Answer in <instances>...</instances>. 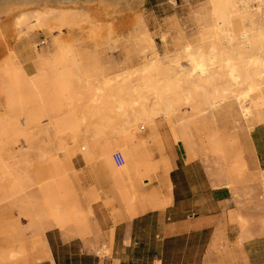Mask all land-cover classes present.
Returning <instances> with one entry per match:
<instances>
[{
    "label": "bare ground",
    "instance_id": "obj_1",
    "mask_svg": "<svg viewBox=\"0 0 264 264\" xmlns=\"http://www.w3.org/2000/svg\"><path fill=\"white\" fill-rule=\"evenodd\" d=\"M142 2L0 0V27L15 15L13 23L17 29L26 26L28 30L57 33L52 40L57 55L50 62L46 58L36 67H25L11 50L0 61L1 177L11 176L10 164L14 159L13 153L5 152L4 138H13L19 131L25 133L30 123L52 115L56 118V134L63 137L58 148L62 155L54 160L53 167L70 163L72 158H81L86 164L99 160L108 169L114 187L123 183L135 185L133 195L119 191L124 218L129 222L148 210L163 211L171 203V165L162 146L157 119L170 125L184 164L195 157L188 124L191 120L206 113L215 119L221 112L230 114L234 109L248 129L264 123V0H206L205 13H198L192 37L186 39L180 34L182 39L177 38L175 53L169 57L160 58L152 52L146 55L145 49L153 50L152 42L145 33L137 32V37L141 35L147 43L140 51L142 62L103 78L93 88L88 86L89 105L73 106L76 97L68 79L81 69L72 47H66L63 30L73 32L79 21L93 17L98 22L99 15L109 18L130 12L137 18ZM89 37L96 40L99 35L92 31ZM61 100L67 103L63 105ZM186 107L188 113L182 109ZM113 121L119 122L120 140L101 144L99 139ZM228 143L233 147V141ZM209 149L214 154L223 151L213 135ZM214 164L218 170L211 172L212 186L220 187L222 168L215 161ZM227 174L224 178L228 181ZM227 181L224 188L231 189L232 184ZM149 184L153 186L148 187ZM38 186L44 212L51 219L47 228L57 227L65 239L82 236L93 213L96 192L91 188L85 191L90 201L85 211L79 212L76 204L69 211L66 201L59 198L56 183L48 180ZM237 210L230 208L228 219L240 227L239 241L248 240L252 235L245 232L246 221ZM68 220L83 227H77L70 236L66 231ZM25 256L31 257L29 264H54L45 237L28 249L17 239L0 240V264H18Z\"/></svg>",
    "mask_w": 264,
    "mask_h": 264
},
{
    "label": "rangeland",
    "instance_id": "obj_2",
    "mask_svg": "<svg viewBox=\"0 0 264 264\" xmlns=\"http://www.w3.org/2000/svg\"><path fill=\"white\" fill-rule=\"evenodd\" d=\"M142 3L137 18L130 12L109 18L99 15L98 22L93 17L79 21L73 32L63 30L61 35L66 47H72L81 69L68 79L76 97L71 103L73 106L89 105L86 102L90 95L86 89L88 86L93 88L103 78L113 77L124 67L130 68L142 62L140 51L147 43L141 35L137 37V32L142 31L152 42L153 50L145 49L146 55L152 52L160 58L172 56L180 34L184 36L182 38L192 37L198 13H205L206 0H143ZM93 6L99 9L96 4ZM14 18L15 15L9 16L0 27V61L8 56V50L25 67H36L46 58L48 62L52 61L57 55L52 44L57 33L48 34L38 28L28 30L26 26L17 29ZM92 31L99 35L98 39L89 37ZM61 103L66 104L67 100H61ZM182 109L186 113L189 111L188 107ZM55 120L52 115L41 117L30 123L25 133L19 131L13 138H4L5 152L13 153L14 159L10 164L11 176L4 178L0 175V240L17 239L28 249L45 237L56 264H97L98 257L103 259L109 255L114 234L118 241L123 223L128 222L124 218L119 191L133 195L137 188L135 185L130 187L129 183L114 187L108 169L99 160L86 164L81 158H72L70 163L63 162L54 168V160L62 155L58 148L63 138L56 134ZM189 123L195 157L186 173L179 169L171 174L172 180L185 177L192 184L207 182L212 189L225 192L230 202L228 209L238 208L239 215L245 219V232L252 235L251 238L264 236V123L248 129L234 109L230 114L221 112L215 119L206 113ZM118 124V121H113L105 130L99 139L101 144L120 140ZM156 124L166 155L172 157L177 152L179 162L183 163L170 125L161 118ZM212 135L217 137L223 149L218 154L209 149ZM230 141L234 142L233 147H230ZM214 161L223 172L220 187L212 186L214 177L211 172L218 166ZM225 174L232 184L231 189L224 188ZM48 180L56 183L59 198L66 201L65 208L69 211L75 204L79 212L85 211L90 202L85 191L91 188L96 192L97 200L91 206L93 213L82 236H71L77 227H83L77 226L73 220L66 223V231L71 236L69 239H65L57 227L47 228L51 219L44 212L38 184ZM151 184L148 187H152ZM155 219V213H151L135 221V238L141 250L134 254L135 261L125 264H150L155 259L157 242L153 233L158 226ZM231 224L236 225L239 231L237 243L246 241H239L240 227L236 222ZM30 259V256H25L17 263L29 264Z\"/></svg>",
    "mask_w": 264,
    "mask_h": 264
},
{
    "label": "crops",
    "instance_id": "obj_3",
    "mask_svg": "<svg viewBox=\"0 0 264 264\" xmlns=\"http://www.w3.org/2000/svg\"><path fill=\"white\" fill-rule=\"evenodd\" d=\"M177 154H167L171 203L163 211L148 210L124 222L118 241L114 234L109 255L98 257L97 264L135 261L134 254L141 250L135 238V221L151 213H155L158 226L153 233L157 255L150 264H264V236L237 243L239 231L228 219L229 197L225 192L212 189L207 182L192 184L185 177L172 180L171 174L179 169L185 174L193 163L179 162Z\"/></svg>",
    "mask_w": 264,
    "mask_h": 264
}]
</instances>
